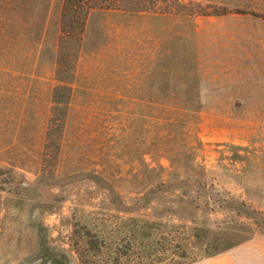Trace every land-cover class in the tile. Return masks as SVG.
<instances>
[{
    "label": "rangeland",
    "instance_id": "rangeland-1",
    "mask_svg": "<svg viewBox=\"0 0 264 264\" xmlns=\"http://www.w3.org/2000/svg\"><path fill=\"white\" fill-rule=\"evenodd\" d=\"M63 2L0 0V264H83L75 222L264 264V0L94 9L57 96Z\"/></svg>",
    "mask_w": 264,
    "mask_h": 264
},
{
    "label": "trees",
    "instance_id": "trees-1",
    "mask_svg": "<svg viewBox=\"0 0 264 264\" xmlns=\"http://www.w3.org/2000/svg\"><path fill=\"white\" fill-rule=\"evenodd\" d=\"M98 8L141 13L150 12L153 14L168 12L167 8H164L162 4L160 5L158 0H64L60 18L59 49L56 59L58 66L57 79L60 85L55 89L57 96L62 86L71 93V81L74 77L77 58L84 41L87 20L92 10ZM200 8L201 11L198 10L197 12L212 13L203 10V5H200ZM194 76L198 83L202 81L198 70H196ZM57 96L56 100L54 99L56 105L53 107V112L57 110L55 115L58 114V109L61 108L59 104L62 103L60 99H57ZM65 102L69 103L67 100ZM218 205L221 208L229 207L225 202H219ZM133 219L136 220L134 217ZM80 225V223L75 222L74 235L85 240L86 260L83 264H164L170 255L168 248L157 246L160 241L156 237L161 234H159L156 226L152 224L142 227L136 224L131 228H127L129 242L126 241L127 237L123 236L122 240L115 241L113 244L107 240L103 230L96 228V224H94L95 227H92L89 223ZM117 233H119V230H117ZM123 242L128 243L124 244ZM173 255H177L174 258L179 263L182 262L181 264L189 259V254L181 243L177 245V251L173 252ZM94 257H99V260H93Z\"/></svg>",
    "mask_w": 264,
    "mask_h": 264
}]
</instances>
